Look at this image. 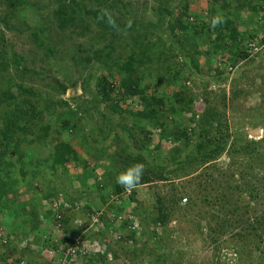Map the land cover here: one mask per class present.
<instances>
[{"label": "rangeland", "instance_id": "374dc122", "mask_svg": "<svg viewBox=\"0 0 264 264\" xmlns=\"http://www.w3.org/2000/svg\"><path fill=\"white\" fill-rule=\"evenodd\" d=\"M7 1L0 0V88L11 86L16 95L21 85L36 96L21 94L0 103V178L12 186L0 204V264H164L159 254L169 264H264V0H252L260 13L249 6L238 9L239 0H77L74 25L55 18L54 0H32L39 11L10 7ZM217 14L235 19L243 35L260 30L256 40L231 44L230 50L241 46L250 57H230L227 66L236 70L225 67L219 76L213 69L222 59L214 64L204 54L213 47L215 35L208 29ZM179 17L193 24L192 33L171 29ZM197 56L198 68L192 61ZM132 60L152 85L151 94L182 91L193 97L188 106L193 114L199 117L211 108L216 117L213 125L203 126L208 137L228 139L222 153L203 160L194 144L161 139L154 130L141 157L146 183L115 194L117 175L137 162V149L145 144L137 127L133 138L124 128L139 125L137 112L145 105L117 88L120 71ZM18 64L28 71L23 74ZM99 78L115 85L109 100L104 99L108 86H97ZM7 93L1 92L0 100ZM26 97L37 107L30 115L35 122L24 112L35 110L22 103ZM116 104L127 112L116 111ZM15 105L21 122L11 128L15 117L7 116ZM193 114L185 111L178 123L189 127ZM65 121L70 122L66 129ZM84 132L95 149L88 148ZM208 137L201 143L209 150L215 142L209 144ZM60 141L86 157V169L74 162L53 169ZM179 146L183 153L173 160L171 151ZM104 192L111 194V206L123 208L121 222L131 220L146 245L138 251L127 246V252L114 241L105 262L91 263L89 258L105 253L96 246L103 237L87 225L98 209L87 206H101ZM172 196L182 200L175 201L166 223L144 225L143 234L142 217H158ZM68 214L73 219L65 226ZM79 234L86 252L67 255Z\"/></svg>", "mask_w": 264, "mask_h": 264}, {"label": "trees", "instance_id": "16d2710c", "mask_svg": "<svg viewBox=\"0 0 264 264\" xmlns=\"http://www.w3.org/2000/svg\"><path fill=\"white\" fill-rule=\"evenodd\" d=\"M76 1L77 0H69V2L67 3L66 0H54V2H55L54 4L57 5V2H58V10L56 8L53 11V13L56 14L55 18H57L60 21V23H62L65 20H68L67 22H70L71 25H74L73 21L75 20L74 13H75V9H76L75 5H77ZM7 2H8V5H10V7H12V6L13 7H20L22 9L25 8L28 10L29 6H31V7L33 6L38 11L42 10L41 7H38L37 3L33 2L32 0H8ZM252 2H253L252 0H239V8L238 9H240V10L245 9V7L248 8V6H249L251 8V11L256 12V13H260V12H258L256 3L255 2L252 3ZM219 8H216V9H219ZM230 13H231L230 16L236 15V14H233V12H230ZM22 15L25 16V13L23 11H22ZM227 17H228V15L226 16V18ZM234 20L235 19H233V18L232 19H226V20H224V22L222 24H220L219 26H217L213 30H211L212 27H210L208 29L210 32V36L215 35V38L213 40V47L208 49V50H204V54L206 55V58L209 59L210 61L212 60V62L214 64H215V62H217L218 57H220L222 59V61L219 60L220 63L218 65H216L214 69L211 67L218 76L223 73V70L225 67H227L226 70L228 72H234L236 70V66H234L233 64L229 63V65L227 66L228 59L230 57L232 58V57L237 56L239 54L244 56L245 58L250 57V54L248 52L249 50H247V49L241 50L242 49L241 46H239L240 50H235L236 52L235 51L233 52V50H230L231 44L239 43V45H243V44L245 45V43H248V41H247L248 39H250V41L254 40V39L256 40L257 34L260 33V30H255L253 33L249 32V33L243 35V34H241V32H238L237 27L234 25ZM192 25L193 24L190 23L189 21H185L183 18L179 17V20H177L176 23L174 25H172L171 29L173 31L177 30L179 33L187 34V33H192L191 31H189V30H191ZM263 29H264V26H263ZM203 32H204V29H201V32H197V33L203 34ZM245 39L247 42H245ZM261 39L264 41V37H262ZM209 40H210V38H209ZM33 44H35V43H33ZM39 44H41V46L44 48V46H43L44 42H41ZM249 46H250V44H249ZM37 47L39 48V45H37ZM250 48H251V46H250ZM197 53L202 54L201 51H198ZM197 58H198V56H197ZM197 58H193V60H192L196 68L199 67L198 66L199 63L197 64L199 58L198 59ZM134 63H135L134 60H132L128 63V65H124L122 71H120L121 81H119L117 88H120L121 90H123V95H125V97H138L141 99L142 103H144V105H145L144 110L137 112V114L140 118L139 125L138 126L136 124L134 126L125 125V127H124L126 134L132 138L134 137V131H135L136 127H137V131L140 133V135H142V136L144 135V138H143L144 140L142 142L145 141V144L142 147H140L139 149H137L138 152H140V155H138V156L136 155L135 160L137 162L142 161V159H141L142 155L147 152L146 147L148 145H146V143L149 144L151 142V138H149V136L151 135L152 131H154V130L160 131L159 138H161V139H168V140H173V141H177V142H180L181 140L184 139L183 146H188V147L190 145L194 144L196 149H198L202 153L203 157H201V158H203V160L212 159L215 156L222 153L224 148H225L226 141L228 139L227 136L222 135L221 138H218V141H215L216 137L213 136V137L209 138L208 136L211 135V133H209V130L206 133L205 128H204V127L207 128V126H209V125L211 126V125H213L214 122H216V117H215V115H213L214 114L213 110H211V108H206L204 110L203 114L201 116L197 117L196 114H193L194 110L192 108L188 107L193 102V97H187L184 92L177 91L176 93L172 94L171 96L166 94V96H164V97H159L157 95V93L151 94L150 88L152 85L146 84L145 74L143 75L141 73H138V69L136 68ZM231 66L235 68L234 71L229 70V67H231ZM18 67L21 68V71L23 74H25L28 71L27 66H24L22 64L21 65L18 64ZM20 68H19V70H20ZM33 74L35 75L34 72H33ZM176 81H179V79H177ZM178 84H179V82H178ZM97 86L99 88H103V89L108 86V89H107L108 91L106 92L107 94H105V96H104L105 100H109L110 94L116 90L115 85L113 83H108L105 80V78H99L98 82H97ZM11 88H12L11 86H5V87L2 86L0 88V93L5 91V90L8 91L7 95L3 99L0 100V103L1 102L10 103L12 100H16V98L19 97L18 95H21V94H24L26 96L35 95L34 89L23 87L21 85H18V94L14 95L11 92ZM158 88H161V87L159 85H157V89ZM186 98H188V99H186ZM22 103L24 105L30 106V108H27V110L28 109H31V110L35 109L34 111L28 110V114H27L26 110L24 111L26 116L28 118L32 119V117L30 116L31 112H35V111L37 112V109H36L37 107L35 106V103H33L32 99L29 97H26L24 100H22ZM169 103H171V104H169ZM18 109H19V107L17 105H15L14 110H12L13 112L9 113V115L7 116V118L9 116L15 117L13 121H11V120L9 121L7 119V121H9V124H10L9 127H11V128L17 127L18 125H20L21 119L16 117V113H17ZM114 109L116 111H119V112H127V110H124V109L122 110V108H120V106H118V104L114 105ZM189 110H190V112H192L193 116H191V118H188L190 120L191 125L186 128L184 126H181V124L178 123L177 117L181 116L185 111H189ZM37 114L39 117L40 112H38ZM3 119L5 120L4 117H3ZM32 120L34 121V119H32ZM34 122H31L30 124L35 125ZM196 122H198L197 123L198 127L193 126L194 124H196ZM69 123H70L69 121H65L63 124V127L65 129L68 128ZM202 127L204 128V130L201 129ZM8 129L9 128H7L5 130H8ZM46 129H44V130H46ZM84 135H85L84 140L86 139V141H87L86 143L90 145V143L88 142V137L86 136L85 132H84ZM207 137H208L207 142L209 144L215 142L214 143L215 146L209 150H208V147H206L205 145H203L201 143V141L206 139ZM197 139H199V140H197ZM88 148L89 149L90 148L95 149V147L92 145H90V147H88ZM159 149H161V145L157 144L155 150L157 151ZM182 151H183V149L180 146L174 147L173 150L171 151V155H173L172 159L175 160L177 156H179V155H181V153H183ZM88 152L90 154V152H93V151H88ZM52 155L54 157V163L52 165L54 170H57V167L65 166L70 162L76 163L78 166L82 167L83 169L87 168L86 157H81V155L74 149L73 145L69 142H65V141L58 142L54 146V151H53ZM159 177H162V175H160ZM147 178H148L147 176L143 175L142 181L140 183H146L145 181H147ZM85 180H88V176L85 177ZM11 189H12L11 184L7 180L0 178V204H1L2 199L10 193ZM100 190H102V189H100ZM123 191H124V188L122 186L116 185L113 192L115 194H119ZM110 196H111V194H108L106 192L100 193L99 198H100V205L101 206H99V205H93L92 207L87 206V210H89V211H93L95 209V208L93 209V207H97V209H98V210H96L97 212L101 211L102 208L106 209L104 214L101 216L103 226L98 229V232L96 234L103 237L101 239V241L106 242L108 244L107 247L111 246V244L114 243V241H116L117 244L119 245V247L121 249H127L126 250L127 252L130 251V249H131L127 246H133L134 251H138L137 250L138 247H140V246L144 247L146 244L144 242H142L141 238H139L137 236V230L134 228L133 229L131 228V225H132L131 220H128V221L126 220L120 224L117 222V217L123 215V213H121L123 211V208H120V207L116 208L114 206H111L109 204V202L111 201ZM45 198H48V196L46 195ZM176 200H177V203L179 204V202L181 203L182 198L176 197V199H175V196H172L168 201H164V202L162 201L163 202V208L159 209V211H158L159 216L158 217H155L152 220H151L150 216H148L147 218L142 217L141 224L143 226V234H145L147 231V229L144 227V225H149L150 223L155 224V225L159 224V223H161V224L166 223V220H167L169 214L173 211V204L175 203ZM159 202H160V200H159ZM186 202H188V199ZM99 208H100V210H99ZM82 213H84V212L82 211ZM72 219L73 218H71V214H68L67 217L64 216L63 224L65 226L68 225L69 223L71 224ZM90 223L91 222L88 218L87 225H89ZM223 223H224V221H223ZM38 225L39 224L37 223L36 226L39 228L40 225L39 226ZM63 229L68 233V230H69L68 228L63 227ZM115 234L117 235V238L113 237ZM79 237H81L80 234H79ZM97 238H99V237H97ZM148 250L150 251L149 253H151L153 251L149 248H148ZM106 253L104 255L98 256V257L93 256V257L89 258L90 259L89 261H91V263H96L100 260L105 262L107 260V254ZM164 255L165 254H162V255L159 254L158 260L162 259V260H164V264H169L168 258H166V256H164Z\"/></svg>", "mask_w": 264, "mask_h": 264}, {"label": "clouds", "instance_id": "9594fccd", "mask_svg": "<svg viewBox=\"0 0 264 264\" xmlns=\"http://www.w3.org/2000/svg\"><path fill=\"white\" fill-rule=\"evenodd\" d=\"M223 22H224L223 16L220 14H217L216 16H214L211 19V27L214 29L218 25L222 24ZM144 171H145L144 163L143 162H137V163L125 168L124 170H122L116 177V183L119 184L120 186H122L125 191L133 190L142 181ZM120 223H122V222H120ZM76 224H79L80 226L83 225L82 222H78ZM92 232H94V231H92ZM94 233H97V232H94ZM75 238H77V237H75ZM75 238H73V240L71 241V244ZM114 238H116L115 235H114ZM103 244L108 245L106 242H104ZM102 254H104V253H102Z\"/></svg>", "mask_w": 264, "mask_h": 264}, {"label": "built area", "instance_id": "2783aa9c", "mask_svg": "<svg viewBox=\"0 0 264 264\" xmlns=\"http://www.w3.org/2000/svg\"><path fill=\"white\" fill-rule=\"evenodd\" d=\"M251 47H254V44H250ZM229 70L230 71H234L235 68L234 67H229ZM187 199L184 200L183 203H186ZM103 215V212H95V213H92V215H90V221H91V225H90V228L92 231L94 232H98V229L100 227L103 226V222L101 220V216ZM122 221V216H118L117 217V222L120 223ZM136 225H134V228ZM133 228V227H131ZM115 237L117 238V235L115 234ZM85 243L83 240H81V237H78V238H75L74 241L72 242L71 246L69 247V250H68V254H71V255H74V256H78L79 253L81 254H84L86 252V250L83 249ZM98 247V250H100L101 253H105L106 250H107V245L106 244H102L101 246L100 245H96ZM82 248V249H81Z\"/></svg>", "mask_w": 264, "mask_h": 264}]
</instances>
